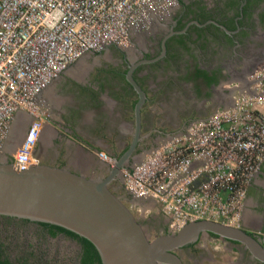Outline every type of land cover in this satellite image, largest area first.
Masks as SVG:
<instances>
[{
	"label": "built area",
	"instance_id": "built-area-1",
	"mask_svg": "<svg viewBox=\"0 0 264 264\" xmlns=\"http://www.w3.org/2000/svg\"><path fill=\"white\" fill-rule=\"evenodd\" d=\"M178 0H0V160L17 171L35 157L48 117L46 88L74 62L110 45L126 46ZM251 89L230 105L195 118L121 171L125 190L153 199L179 231L211 220L243 227L249 187L264 163V61L250 75ZM30 125L21 144L7 152L16 116ZM114 165L115 157L95 151ZM198 182V184H196Z\"/></svg>",
	"mask_w": 264,
	"mask_h": 264
},
{
	"label": "flooded vegetation",
	"instance_id": "flooded-vegetation-1",
	"mask_svg": "<svg viewBox=\"0 0 264 264\" xmlns=\"http://www.w3.org/2000/svg\"><path fill=\"white\" fill-rule=\"evenodd\" d=\"M177 6L173 8L176 10L163 16V21L157 22V27H154L152 31H135L140 32L139 37L135 38L136 48H130L128 45H110L101 52H89L82 57L110 56L114 60L121 59L128 70L130 64L134 62L160 56L163 52L164 37L172 33L168 38L169 41L167 40L166 53L156 61L141 63L135 70V76L148 93L146 103L166 102L168 106L166 108L169 109H167L168 120L183 127L194 119V115L200 110L201 102L205 104L213 96L209 95V92H215V88L222 81L229 85L234 83L227 82L230 79H236L237 82L253 70L257 63L264 61V0H178ZM244 31L246 34L243 35ZM148 35H150L149 38H147ZM181 37L188 41L187 44L191 47L193 56L185 51L179 41ZM186 56L190 58L186 59ZM115 62L104 63L100 67L95 66L90 76L110 77V74L115 71ZM197 67L216 73L219 77L218 83L208 86L201 77L198 80L187 79L185 76L193 74ZM95 81L98 82V80ZM110 88L111 85L106 78L105 90ZM223 88L225 90L215 95L218 102L222 93L226 98V93L232 90L231 86L225 85ZM202 95H205V98L199 101ZM221 105L226 106L224 102ZM177 107L181 108V110L178 109L180 113L188 114V116L186 114L185 122L178 117L179 113H175ZM20 115L16 116L17 120ZM14 123L13 130L17 128V123L15 127ZM28 123L30 119L21 127L23 136L29 127ZM10 134L12 136V133ZM144 141L148 140L143 137L139 147ZM61 142L54 140V146L60 145ZM42 143L41 133L38 147ZM63 146H65L64 143ZM7 152L10 156L13 153L8 149ZM53 153H55L54 150L48 149L41 154L39 162L50 160ZM133 159L132 157L129 162L132 163ZM63 165L67 166L66 163ZM255 180L261 182L260 185L253 182L249 187L243 226L248 232L261 239L264 233V166ZM118 181H121V178ZM141 200L144 202L147 199ZM142 214V219L138 217L137 219L147 232L158 235L177 232L171 229L170 218L162 208L159 213H149L147 216ZM249 215L252 217L248 218ZM47 233L49 234L48 231ZM212 243L218 247L214 246L211 249L209 245ZM214 248L219 252L214 251ZM174 252L181 258L183 264H264V261L252 255L245 244L213 233H202L196 241L178 247Z\"/></svg>",
	"mask_w": 264,
	"mask_h": 264
},
{
	"label": "water",
	"instance_id": "water-1",
	"mask_svg": "<svg viewBox=\"0 0 264 264\" xmlns=\"http://www.w3.org/2000/svg\"><path fill=\"white\" fill-rule=\"evenodd\" d=\"M171 35L164 37L160 56L134 62L126 72V80L138 94L134 106L133 139L128 148L115 157L114 165L108 164L107 174L90 177L66 166L40 162L27 170L17 171L10 160H0V215L65 227L94 243L103 264H183L174 250L196 241L202 233L243 243L253 256L264 261V233L259 239L244 226L198 220L175 233L151 239L132 210L110 187L121 178L122 169L134 157L143 139L142 109L148 93L135 78V70L141 63L161 58L167 51V40ZM23 139L19 140L20 144ZM42 147L37 148V159Z\"/></svg>",
	"mask_w": 264,
	"mask_h": 264
},
{
	"label": "crops",
	"instance_id": "crops-1",
	"mask_svg": "<svg viewBox=\"0 0 264 264\" xmlns=\"http://www.w3.org/2000/svg\"><path fill=\"white\" fill-rule=\"evenodd\" d=\"M112 62L116 65L110 77L90 76L95 66ZM126 69L127 66L121 59L86 56L74 62L54 80L41 95L44 105L50 111L47 114L49 121H46L42 131L41 154L51 149L55 151L50 156L51 161L61 153L69 169L90 177L106 175L109 165L102 163L104 161L99 159L95 151H104L117 157L128 148L133 139L134 106L138 94L123 78ZM251 72L240 78V92L251 89ZM106 78L111 85L109 90H105ZM167 109L164 103H146L142 109V135L146 140L154 141V145L144 151V156L172 134L164 128L176 125L168 120ZM22 115L23 113L20 117ZM54 140L62 141L61 150L54 146ZM260 182L254 181L257 185Z\"/></svg>",
	"mask_w": 264,
	"mask_h": 264
},
{
	"label": "rangeland",
	"instance_id": "rangeland-1",
	"mask_svg": "<svg viewBox=\"0 0 264 264\" xmlns=\"http://www.w3.org/2000/svg\"><path fill=\"white\" fill-rule=\"evenodd\" d=\"M178 4V3H177ZM177 4L175 6H177ZM180 6V5H178ZM177 6V7H178ZM175 8V7H174ZM172 10L171 9L169 13L164 14L169 15ZM163 21V17H160L156 14V16H153V21L151 22L150 26L147 29L141 30V32H150L154 27H157L156 23ZM155 25V26H153ZM140 32H132L130 35V42L128 44V47L130 48H136V42L135 38L139 37ZM150 35H148L147 38H149ZM190 54V53H189ZM191 56V55H190ZM190 56H186V59L190 58ZM257 64H261L257 63ZM255 65L254 69L251 70L252 72L255 70L256 67L259 65ZM252 72L250 74H252ZM250 77V76H249ZM227 82H234L229 85V83H226L225 81H222L221 84L215 88V92L210 93L212 94L211 98L207 100L205 104L201 102L200 110L197 111V114L194 115L195 118L205 117L211 114L214 110H216L221 105L222 102L224 104L230 105L233 102V99L236 96H239L241 94H244L247 92V89L245 91L240 92V80L236 82V79H230ZM226 86H231L232 90L229 93H226V98L224 97L223 93L222 96H219L218 99L219 102L215 99V95L223 89L225 90ZM189 94V93H188ZM187 94V95H188ZM189 96V95H188ZM42 97V96H41ZM190 97H188L189 99ZM205 98V95H202L199 99V101H202V99ZM217 101V102H216ZM221 101V102H220ZM165 105V108L168 107L166 102H163ZM41 105L43 109L46 111V117L49 109L47 108L46 104L44 105L42 98H41ZM172 108V107H171ZM181 108H178L175 110V113H179L178 117L181 119H184L185 122L187 117V113H183L180 111ZM174 110V107H173ZM167 111V110H166ZM193 112V111H191ZM165 113V111H164ZM174 113V114H175ZM26 116H25V115ZM188 116V114H187ZM29 116L26 113H23L22 117H20L18 120L16 118L14 127L16 124V129L13 130L12 128V136L10 134V138L7 142V149L10 150V152L13 151L14 148H17V146L20 144V139L24 138L22 135L21 127L23 124L25 125ZM49 121V119L47 120ZM19 124V125H18ZM30 123H28V126ZM25 127V126H24ZM166 131L174 133L178 132L182 126L178 125H169L164 127ZM20 140V141H19ZM152 145H154V141H144L141 147H139L138 152L134 155L133 162L140 160L144 154V149L147 150ZM58 150H61L60 145L55 146ZM16 150V149H15ZM11 157V156H10ZM50 160H42L40 163L48 164ZM51 165H57L62 166L66 163L64 157L60 153L58 157H55L54 160L50 161ZM120 179V178H119ZM118 179V180H119ZM114 181L110 187L113 191L118 194L122 200L126 203V205L132 210V212L135 214L136 218L142 219V213L144 215H149V213H159L160 212V205L158 202H156L153 199H147L144 202H141V199H137L132 197L124 188L123 181ZM144 211V212H142ZM142 212V213H141ZM252 217L251 215L248 216V218ZM139 221V220H138ZM140 222V221H139ZM147 232V231H146ZM151 239L156 238L159 236L157 233L154 232H147ZM0 243L2 244V247L5 251V253L12 259H26L28 264H79V255L81 251V245L80 243L75 240L73 237H70L64 233L58 234L57 236H51L47 233V231L36 222H22L20 220H12V221H6L0 219ZM211 249L212 247L216 246L215 243H212L209 245ZM218 247V246H216ZM214 251L219 252L217 249L214 248Z\"/></svg>",
	"mask_w": 264,
	"mask_h": 264
},
{
	"label": "trees",
	"instance_id": "trees-1",
	"mask_svg": "<svg viewBox=\"0 0 264 264\" xmlns=\"http://www.w3.org/2000/svg\"><path fill=\"white\" fill-rule=\"evenodd\" d=\"M184 36V35H181ZM169 41V40H168ZM167 41V44H168ZM180 43L183 45L185 51L187 53H190L191 56L193 54L191 53V47L188 46L187 40L184 37H181L179 39ZM126 71L123 73V78L125 82L130 85V83L126 80ZM187 79L192 78L193 80H198L199 77L203 78L208 86H211L212 84H216L219 81V77L216 73H210L204 68L197 67L193 74L189 76H185ZM137 79V77L135 76ZM131 86V85H130ZM137 102V101H136ZM135 102V104H136ZM12 159V156H11ZM0 219L6 220V221H12V220H20L22 222H35L31 221L29 219L24 218H17L7 215H0ZM39 223L44 229H46L51 236H57L58 234L64 233L70 237H73L75 240H77L81 245V251L79 255V264H103L101 255L97 249V247L92 243L89 239L69 230L65 227L48 223V222H36ZM0 264H28L26 259H12L10 258L4 251L2 244L0 243Z\"/></svg>",
	"mask_w": 264,
	"mask_h": 264
},
{
	"label": "bare ground",
	"instance_id": "bare-ground-1",
	"mask_svg": "<svg viewBox=\"0 0 264 264\" xmlns=\"http://www.w3.org/2000/svg\"><path fill=\"white\" fill-rule=\"evenodd\" d=\"M19 125V124H18Z\"/></svg>",
	"mask_w": 264,
	"mask_h": 264
}]
</instances>
